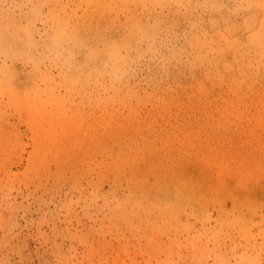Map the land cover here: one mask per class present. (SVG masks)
Wrapping results in <instances>:
<instances>
[{
	"label": "rangeland",
	"instance_id": "obj_1",
	"mask_svg": "<svg viewBox=\"0 0 264 264\" xmlns=\"http://www.w3.org/2000/svg\"><path fill=\"white\" fill-rule=\"evenodd\" d=\"M0 264H264V0H0Z\"/></svg>",
	"mask_w": 264,
	"mask_h": 264
}]
</instances>
